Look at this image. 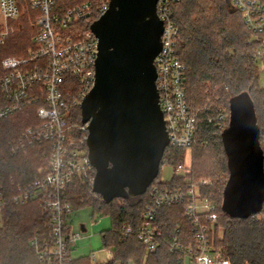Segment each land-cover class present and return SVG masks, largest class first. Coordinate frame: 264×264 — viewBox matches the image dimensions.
<instances>
[{"label": "trees", "instance_id": "1", "mask_svg": "<svg viewBox=\"0 0 264 264\" xmlns=\"http://www.w3.org/2000/svg\"><path fill=\"white\" fill-rule=\"evenodd\" d=\"M109 1L56 0V4L64 10L85 2L92 5V15L70 28L72 34L79 37L91 30V24L100 17V8ZM37 14L38 11L33 9L24 12L14 32L0 44V108L6 104L1 89L4 75L2 60L7 56L28 55V49L34 47ZM169 17L179 29L176 56L185 66L187 103L196 115L197 128L190 148H166L160 172L169 166L171 179L163 181L160 172L156 179L165 186L211 180L201 185L199 190L218 207V219L212 232L215 248L230 264H264V205L259 214L247 218L232 217L222 208L229 170L221 135L229 124L231 97L249 92L264 149V87L259 84L258 60L254 57L260 37L245 28L240 13L230 0H180L171 4ZM67 80H71V91L77 95L80 91L78 81L71 76ZM81 100L78 99L69 116L70 123L76 126L83 124ZM39 105L38 102L31 104L0 120V173L5 183L30 181L39 166L48 167V145H36L16 155L10 151V142L24 129L39 122L36 114ZM86 133L79 129L74 131V136L80 138ZM82 145L87 148L85 139ZM188 155L189 171L177 173L178 165L186 164ZM68 199L73 211L90 206L113 220V228L101 234L105 248H112L114 257L100 264H181L183 254L171 250L172 241L176 238L184 245L194 243L192 222L184 216L182 206H173L160 211L156 219L161 232L159 244L154 251L147 249L136 230L148 202L147 193L123 199V205L118 206L115 200L107 203L100 196H95L90 180L76 177L68 187ZM47 223V213L39 200L22 206L8 204L0 226V264H43L38 260L31 240L37 232L47 231ZM126 224H132L135 230L124 236L122 231ZM91 256H70L66 264H93Z\"/></svg>", "mask_w": 264, "mask_h": 264}, {"label": "built area", "instance_id": "2", "mask_svg": "<svg viewBox=\"0 0 264 264\" xmlns=\"http://www.w3.org/2000/svg\"><path fill=\"white\" fill-rule=\"evenodd\" d=\"M178 1H158L157 13L164 22V31L162 49L154 62L169 146L187 149L195 141L197 127L196 115L187 103L185 66L176 56L179 29L169 17L171 4ZM230 1L240 13L245 28L260 37L254 57L264 63V0ZM108 6L100 8V16ZM29 9L38 11L34 47L28 49L25 57L7 56L2 60L1 89L6 104L0 108V120L40 103L36 110L39 122L11 141L10 151L16 155L36 145H48L49 163L48 167L39 166L33 179L27 182L8 184L0 173V226L8 204L22 206L39 200L48 216L47 231L37 232L31 246L41 263L66 264L82 237L68 222L73 213L68 187L74 178L82 177L90 180L92 188L96 173L88 148L82 145L88 135L87 124L73 125L69 116L78 99L83 100L94 86L98 39L91 30L75 37L70 28L91 16L94 10L89 2L64 10L58 8L56 0H0V44L14 32L20 16ZM68 76L78 81L77 95L71 91L73 85L67 80ZM79 129L87 132L80 138L74 136V131ZM176 171L186 174L189 167L180 164ZM210 182L202 179L165 186L157 179L153 181L146 192L148 202L141 215L142 222L136 229L138 238L149 251L156 250L161 237L156 221L160 211L182 206L184 216L192 222L194 243L184 245L176 238L172 241L171 250L183 254L181 264H186V259L190 264H230L212 242L213 225L218 219L217 204L199 190L201 185ZM133 230L132 224H126L122 233L127 236ZM91 259L93 264H100L94 255Z\"/></svg>", "mask_w": 264, "mask_h": 264}, {"label": "water", "instance_id": "3", "mask_svg": "<svg viewBox=\"0 0 264 264\" xmlns=\"http://www.w3.org/2000/svg\"><path fill=\"white\" fill-rule=\"evenodd\" d=\"M158 1L110 0L91 24L98 39L95 82L80 108L96 170L92 191L107 203L145 194L169 146L154 62L164 31ZM229 107L221 135L229 170L222 208L247 218L264 205V149L249 92L231 97Z\"/></svg>", "mask_w": 264, "mask_h": 264}, {"label": "rangeland", "instance_id": "4", "mask_svg": "<svg viewBox=\"0 0 264 264\" xmlns=\"http://www.w3.org/2000/svg\"><path fill=\"white\" fill-rule=\"evenodd\" d=\"M259 67V84L264 87V63L257 62ZM264 144V138H262ZM186 165L190 163L189 155L186 158ZM160 177L163 181H168L172 177V169L165 166L161 169ZM118 206L123 205V199H115ZM69 225L72 230L80 232L82 237L77 241L71 251L73 258L94 255L99 263H104L114 257L112 248H105L102 232L113 228V220L109 215H102L95 211L90 206L78 208L73 211L68 219ZM82 226L86 228L83 231ZM186 264H190L189 259H186Z\"/></svg>", "mask_w": 264, "mask_h": 264}, {"label": "crops", "instance_id": "5", "mask_svg": "<svg viewBox=\"0 0 264 264\" xmlns=\"http://www.w3.org/2000/svg\"><path fill=\"white\" fill-rule=\"evenodd\" d=\"M82 229H83V231H86V228L84 226H82Z\"/></svg>", "mask_w": 264, "mask_h": 264}]
</instances>
